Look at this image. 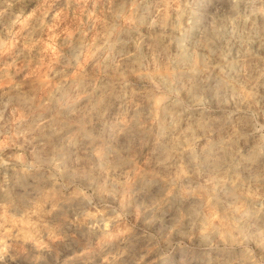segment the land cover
Returning <instances> with one entry per match:
<instances>
[{
    "label": "clouds",
    "instance_id": "9594fccd",
    "mask_svg": "<svg viewBox=\"0 0 264 264\" xmlns=\"http://www.w3.org/2000/svg\"><path fill=\"white\" fill-rule=\"evenodd\" d=\"M0 264H264V0H0Z\"/></svg>",
    "mask_w": 264,
    "mask_h": 264
}]
</instances>
